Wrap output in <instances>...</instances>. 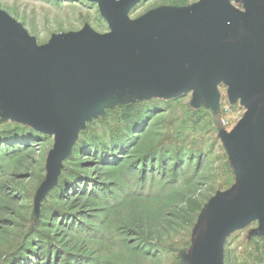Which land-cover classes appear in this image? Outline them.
<instances>
[{
	"label": "rangeland",
	"instance_id": "1",
	"mask_svg": "<svg viewBox=\"0 0 264 264\" xmlns=\"http://www.w3.org/2000/svg\"><path fill=\"white\" fill-rule=\"evenodd\" d=\"M131 1L127 23L151 45L158 23L193 19L220 0ZM0 11L36 43L53 82L64 48L114 31L101 0H0ZM209 54L183 95L128 85L104 96L54 165L59 134L24 140L25 113L0 105V264H192L211 199L248 173L231 142L249 108ZM144 99L162 107L141 124ZM221 249V264H264V218L235 222Z\"/></svg>",
	"mask_w": 264,
	"mask_h": 264
},
{
	"label": "water",
	"instance_id": "2",
	"mask_svg": "<svg viewBox=\"0 0 264 264\" xmlns=\"http://www.w3.org/2000/svg\"><path fill=\"white\" fill-rule=\"evenodd\" d=\"M215 1L193 19L161 22L156 42L127 23L132 1L101 0L114 31L85 37L61 51L59 81L46 75L45 62L24 27L0 11V105L22 111L40 132L59 134L51 164L63 159L79 120L104 96L128 85L175 98L205 71L212 51L228 73L232 94L242 97L249 115L231 147L248 169L243 186L218 194L198 229L192 264H221L222 244L232 225L244 217L264 218V0Z\"/></svg>",
	"mask_w": 264,
	"mask_h": 264
},
{
	"label": "trees",
	"instance_id": "3",
	"mask_svg": "<svg viewBox=\"0 0 264 264\" xmlns=\"http://www.w3.org/2000/svg\"><path fill=\"white\" fill-rule=\"evenodd\" d=\"M146 98H147V96H146ZM142 102H143V104H137V105H139L140 108L135 110V112L139 113L138 115H140V114L145 115L143 117V120H141L142 121L141 124H144V122H145L144 118L147 115H151L154 112H156L157 110H159L160 107H162V104L150 103V101L147 102V99H144ZM23 124H25V126H19L20 132L23 133V135L19 136V137H21L22 139L30 141L31 139H34V138H37V139L41 138V136L44 135V133L40 132L34 125H32V123L30 121L27 123L23 122ZM137 131H138V129L135 131V133H138ZM8 135H10V134H8Z\"/></svg>",
	"mask_w": 264,
	"mask_h": 264
}]
</instances>
